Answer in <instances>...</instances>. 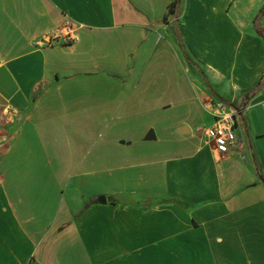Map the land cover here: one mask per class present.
<instances>
[{
	"label": "crops",
	"instance_id": "0c3cea01",
	"mask_svg": "<svg viewBox=\"0 0 264 264\" xmlns=\"http://www.w3.org/2000/svg\"><path fill=\"white\" fill-rule=\"evenodd\" d=\"M175 1L0 0V264H264V0Z\"/></svg>",
	"mask_w": 264,
	"mask_h": 264
},
{
	"label": "built area",
	"instance_id": "2783aa9c",
	"mask_svg": "<svg viewBox=\"0 0 264 264\" xmlns=\"http://www.w3.org/2000/svg\"><path fill=\"white\" fill-rule=\"evenodd\" d=\"M52 39L66 45L75 43L78 39L76 25L67 21L60 31L51 32L50 41ZM211 112L214 122L205 130V136L213 144L215 152L225 156L237 142L239 111L232 105L215 101L211 104Z\"/></svg>",
	"mask_w": 264,
	"mask_h": 264
},
{
	"label": "trees",
	"instance_id": "16d2710c",
	"mask_svg": "<svg viewBox=\"0 0 264 264\" xmlns=\"http://www.w3.org/2000/svg\"><path fill=\"white\" fill-rule=\"evenodd\" d=\"M179 2H180V0H176L175 3H173V5L171 6V8H170L169 11H170V12H173L175 6H176ZM263 17H264V7L261 9L260 13L257 15V17L255 18V21H254V24H255V27H256L257 33H258V34L263 38V40H264V30L259 26V21H260V19L263 18ZM263 84H264V71H263L262 77H261V79H260L259 84L257 85V87H256L253 91L249 92V93L247 94V96L250 97V96L254 95V94H255V93H256V92H257V91L263 86ZM109 201H110L111 203H114V202H115V199H109Z\"/></svg>",
	"mask_w": 264,
	"mask_h": 264
}]
</instances>
